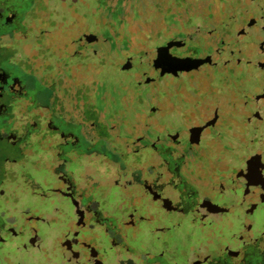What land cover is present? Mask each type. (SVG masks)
Masks as SVG:
<instances>
[{
    "label": "flooded vegetation",
    "instance_id": "af4514ba",
    "mask_svg": "<svg viewBox=\"0 0 264 264\" xmlns=\"http://www.w3.org/2000/svg\"><path fill=\"white\" fill-rule=\"evenodd\" d=\"M39 1L0 0V264H32L35 253L46 257L50 252L60 264H264V222L254 220L251 207L257 195H264V0H240L257 9L255 17L217 18L223 29L211 26L203 34L183 28L142 58L147 81L170 83L166 120L129 146L131 155L126 143H119L120 157L113 141L101 137L107 134L103 126L90 121L91 134L86 133L103 141L99 150L94 144L88 150L82 144L72 148L75 134L51 122L47 102L37 107L18 97L25 76L13 72L11 60L22 51L13 42L18 33L27 39L24 23L46 21L28 16ZM106 39L101 33L93 36L74 55L99 57L107 67L114 50L104 46ZM198 39L204 46L200 54L183 52ZM167 50L184 65L172 67L170 74L161 72L170 65L163 60ZM188 58L191 62H185ZM41 66L24 74L31 78ZM165 134L171 136L168 142L161 140ZM133 154L136 164H128ZM29 158L32 171L45 168L59 184L52 192L63 199L57 208L63 222L47 217L41 223L23 222L35 209L24 201L25 192L34 198L50 195L41 183L34 189L25 180L26 173L34 174L24 164ZM56 160L62 161L58 167ZM10 164L20 169L14 181ZM17 181L13 196L7 194L4 183ZM6 199H17L25 210L11 213ZM9 214L15 223L8 222ZM256 222L260 229L253 234ZM134 229L141 231L137 237L130 236ZM150 256L166 262L148 261Z\"/></svg>",
    "mask_w": 264,
    "mask_h": 264
},
{
    "label": "rangeland",
    "instance_id": "374dc122",
    "mask_svg": "<svg viewBox=\"0 0 264 264\" xmlns=\"http://www.w3.org/2000/svg\"><path fill=\"white\" fill-rule=\"evenodd\" d=\"M245 6L246 4L240 0H40L38 5L32 7L28 16L35 18L40 15L39 18H45L46 21L33 19L30 26L24 23L25 30H29L27 39L19 38L18 33L17 43L13 42L14 48L22 49L15 59L11 60L15 61L13 72L20 77L25 76L23 77L25 86H22L23 90L18 93V97H22L21 101L26 103L28 98L30 103L36 104L34 106L37 107L47 102L50 107L48 114L51 122H54L63 133H74L76 136L77 141H72L75 145L72 146L67 139L66 148H70L69 145H71L72 148L78 149L82 144L81 148L88 150L94 144L93 148L99 150L103 141L98 139L95 142L94 138L86 136V133L91 134L89 133L90 121H93L100 129L103 126L102 130H105L107 134H102L101 137H104L107 143L113 141V148L119 150L118 157H120V149L124 148L119 149V143H126V148L129 149V146L140 142L143 136L149 134L151 128L160 124L164 125L166 120L170 83L159 85L153 80L147 81L145 74H142V70L145 69L142 58L151 57L158 43L168 40L171 35L181 33L183 28L191 31L197 28L203 34L202 31L211 26L223 29V23L221 24L217 18L237 15L247 18L259 14L256 8L250 9ZM179 16L186 18H177ZM100 33L107 38L104 46L114 50L111 56L106 58L109 65L104 68L99 57L89 60L90 58L85 59L79 54L74 55L75 51H80L83 41ZM201 41V39L194 41L191 48L186 47L183 52L189 55L200 54L204 47ZM25 42L30 43L31 47ZM166 53L163 60L171 63L169 62L170 65L167 64L168 66L161 70L162 73L170 74L172 67L180 69L184 66L171 55L169 50ZM24 56H32V59ZM36 58L43 59L36 61ZM78 62L87 63L78 65L76 69L70 67V64L75 65ZM36 65H42L38 73H34L31 78L29 74H24L30 72L33 67L36 68ZM102 94L104 98H101ZM44 95H49V100L44 99ZM42 110L46 111V109ZM54 110L59 117H54ZM170 137L169 134H165L161 136V140L168 142ZM26 150L29 154H33L31 147ZM129 152L131 155L130 149L127 153ZM96 153L99 160L100 152ZM162 153L165 156L168 151L162 150ZM42 154L40 153V159L45 158ZM137 159L138 156L133 154V157L128 158L126 162L136 164ZM29 160L24 164L28 170L32 171V160L30 158ZM61 164L62 161H55L57 167ZM10 166L13 171L10 181H14L17 177L15 170L20 169L16 164H10ZM184 166H188L187 162ZM114 167L119 169L116 162ZM48 172L41 167L39 170L32 171L35 177L25 174V180L32 188L43 186L50 195L47 199L40 196L34 198L30 192H25L28 200L24 199V201L35 209L26 215L23 222L41 223L44 222V217L51 222H63L57 209L60 208L59 202L63 205V199L59 194L52 192L58 189L59 184H56L53 174ZM97 176L99 178L100 174L98 173ZM19 184V181L16 185L14 183L15 186L13 183L9 185L4 183L3 189L13 196V191L19 188ZM120 184L124 185V180ZM66 199L68 197H65L64 201ZM16 200L12 203L5 200L11 213H20L25 210L22 207L23 204H17ZM73 205L74 203L68 205L69 210H72ZM251 207L255 209L253 210L254 220L262 224L264 195H257ZM39 209L40 212H49L38 215ZM260 213L263 215L259 216ZM7 219L8 222L15 223L13 214H9ZM260 224L257 223L258 226L252 231L253 234L258 233ZM134 230L132 235L129 231L131 237L133 235L137 237L141 232L138 229ZM45 233L44 236L48 237L46 231ZM142 241H144L143 238ZM185 241H189L188 237ZM199 244L202 245L201 242ZM53 255L50 252L44 257L43 254L35 253L32 264H60L58 260H54ZM129 255L132 256V251ZM20 258L18 257L19 260ZM147 260L166 262L163 257L156 256L147 257Z\"/></svg>",
    "mask_w": 264,
    "mask_h": 264
},
{
    "label": "water",
    "instance_id": "95a60500",
    "mask_svg": "<svg viewBox=\"0 0 264 264\" xmlns=\"http://www.w3.org/2000/svg\"><path fill=\"white\" fill-rule=\"evenodd\" d=\"M163 50V48L161 49V50H159V51H162ZM159 51H157V52H159ZM185 62H191V59L190 58H188V59H185ZM170 64V63H169ZM155 78V75H154V73L152 74V79H154Z\"/></svg>",
    "mask_w": 264,
    "mask_h": 264
},
{
    "label": "trees",
    "instance_id": "16d2710c",
    "mask_svg": "<svg viewBox=\"0 0 264 264\" xmlns=\"http://www.w3.org/2000/svg\"><path fill=\"white\" fill-rule=\"evenodd\" d=\"M211 15L213 16L214 14H211ZM177 18H186V17H185V16H182V17L179 16V17H177ZM187 18H188V17H187Z\"/></svg>",
    "mask_w": 264,
    "mask_h": 264
}]
</instances>
